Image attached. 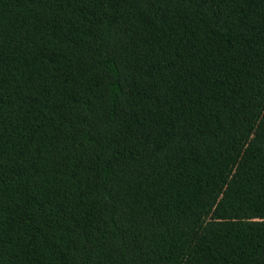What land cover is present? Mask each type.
<instances>
[{
	"label": "trees",
	"instance_id": "obj_1",
	"mask_svg": "<svg viewBox=\"0 0 264 264\" xmlns=\"http://www.w3.org/2000/svg\"><path fill=\"white\" fill-rule=\"evenodd\" d=\"M0 264H264V0H0Z\"/></svg>",
	"mask_w": 264,
	"mask_h": 264
}]
</instances>
